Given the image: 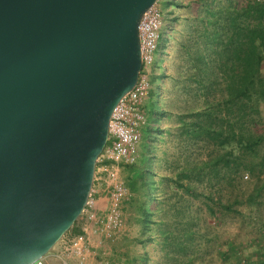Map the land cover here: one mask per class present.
Returning <instances> with one entry per match:
<instances>
[{"label": "water", "instance_id": "water-1", "mask_svg": "<svg viewBox=\"0 0 264 264\" xmlns=\"http://www.w3.org/2000/svg\"><path fill=\"white\" fill-rule=\"evenodd\" d=\"M159 0H0V264H35L83 214Z\"/></svg>", "mask_w": 264, "mask_h": 264}, {"label": "trees", "instance_id": "trees-1", "mask_svg": "<svg viewBox=\"0 0 264 264\" xmlns=\"http://www.w3.org/2000/svg\"><path fill=\"white\" fill-rule=\"evenodd\" d=\"M193 2L202 16L179 55L189 65L182 89L187 100L179 114L177 135L183 160L177 164L175 178L162 177L160 183L170 181L190 198L202 200L212 213L215 204L237 211L235 207L245 200L239 193L226 199L221 194L224 186L237 175L264 173V0ZM156 132L161 134L159 128ZM152 150L146 145L138 162L125 166L133 175L128 188L137 196L129 204L144 233L157 224L154 218L163 211ZM201 150L207 154L200 155ZM263 189L264 182L256 185L246 201L255 203ZM214 191L220 193L218 197ZM166 205L170 223L159 227L158 234L166 255L176 257L191 247L193 223L185 220L189 206L179 201ZM80 234L84 232L79 230Z\"/></svg>", "mask_w": 264, "mask_h": 264}, {"label": "rangeland", "instance_id": "rangeland-1", "mask_svg": "<svg viewBox=\"0 0 264 264\" xmlns=\"http://www.w3.org/2000/svg\"><path fill=\"white\" fill-rule=\"evenodd\" d=\"M193 1H158L164 12L162 39H164L165 60L161 68H165L166 73L160 89L154 96L156 100H160L161 110L165 111L161 124L164 129L157 136L151 152L152 170L156 174L154 180L159 183L158 194L163 201L159 206L163 211L154 218L157 224L151 225L145 233L142 232L140 223L135 220L136 211L129 202L124 209L125 222L122 231L116 237L108 238L98 224L89 221L86 223L87 211L90 209L88 204L83 214L51 252L59 250L65 240L77 235L79 227L82 225L83 228L86 224H91L99 234V243L93 245L89 240V250L85 258L72 257L68 259L67 264H203L202 262L223 264L224 261L227 264H264V189L255 203L246 201L253 188L264 182V173L260 176H250L247 173L242 176L237 175L232 184L224 186L221 194L226 199H232L239 193L245 200L235 207L237 211H227L215 204L212 213L202 200L190 198L183 190H178L172 183L170 184V181L165 180L164 183H160L162 177L175 178L177 164L183 160V149L179 147L177 135L179 114L185 109L187 100L182 89L187 81L186 71L189 65L186 57L183 59L179 55L185 52L184 46L196 31V20L202 16L201 10ZM199 154L204 156L207 152L201 150ZM261 154H264V146L261 148ZM98 165L99 161L97 167ZM132 176L129 169L123 166L121 179L126 182L127 188ZM105 188V185L98 187L97 181L94 180V191L92 190L90 200L91 198L95 200L97 197L104 198L103 202L107 206V199L103 193ZM96 190H100V193ZM130 193L131 200L137 197L131 191ZM219 194L214 191L215 197ZM176 201H179L181 206H189L185 220L193 223V230L192 237H189L191 247L189 250L187 248L188 252L177 253L174 257L173 254L166 255L163 250V239L158 234V229L170 223L164 208L166 204ZM160 220H163V224ZM50 264H61V261H52Z\"/></svg>", "mask_w": 264, "mask_h": 264}, {"label": "built area", "instance_id": "built-area-1", "mask_svg": "<svg viewBox=\"0 0 264 264\" xmlns=\"http://www.w3.org/2000/svg\"><path fill=\"white\" fill-rule=\"evenodd\" d=\"M163 25L164 12L157 2L145 13L139 26L143 62L141 74L135 87L121 100L113 113L108 143L99 158L95 172L98 187L106 186L103 193L107 206L104 211L98 213L94 208L95 200L91 198L88 202L90 209L87 211L86 223L98 224L108 238L116 237L122 231L125 222L124 209L131 200L126 182L121 179V169L123 166L137 163L140 158L142 129L147 125L145 105L151 92L150 74L163 36ZM87 227L86 224L82 228L84 234L68 238L59 250L49 253L35 264H50L54 260L67 264L69 258H85L89 250Z\"/></svg>", "mask_w": 264, "mask_h": 264}, {"label": "crops", "instance_id": "crops-1", "mask_svg": "<svg viewBox=\"0 0 264 264\" xmlns=\"http://www.w3.org/2000/svg\"><path fill=\"white\" fill-rule=\"evenodd\" d=\"M161 40L159 42V47L156 53L155 64L150 74L151 92H150L149 100L145 105L147 125L142 129V141H141L140 148H139L140 155L144 153V148H146V145H148L150 149H153L154 142L158 136V133L157 132L155 133V130L159 128L162 132V130L164 129L163 128L164 126L161 125L163 122L164 115L159 114L161 113L159 112L161 111L160 103H159L160 100H156V98L154 97L157 90L160 89L162 80L163 78H165V73H166L165 68L164 69L161 68V65L163 66L164 64L163 61L165 60L164 58V54H165L164 39H161ZM152 102L154 104L153 108H151ZM151 115L153 118L152 120L150 119ZM148 130H150L151 132L150 134H148L147 132ZM95 200L96 201H95L94 208L98 213H101L102 211L106 209V203L103 202L104 198L97 197L95 198ZM79 230H82V225L79 227ZM87 238L90 240L91 244L93 243V245L94 244L96 245L99 243V234L92 228L91 224L88 225L87 227Z\"/></svg>", "mask_w": 264, "mask_h": 264}]
</instances>
